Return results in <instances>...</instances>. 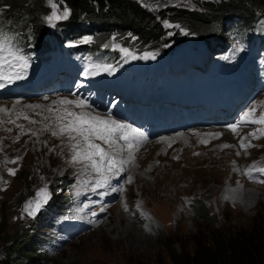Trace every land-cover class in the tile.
<instances>
[{
  "label": "rangeland",
  "instance_id": "374dc122",
  "mask_svg": "<svg viewBox=\"0 0 264 264\" xmlns=\"http://www.w3.org/2000/svg\"><path fill=\"white\" fill-rule=\"evenodd\" d=\"M169 1L176 6L201 9L197 5L200 0ZM143 2L154 12L163 6L156 1ZM181 29L180 32H186ZM118 35L124 39L128 33ZM86 37L89 36L81 34L77 41L84 43ZM191 43L185 39L183 46L189 47ZM200 47L190 49V62ZM181 59L174 65L178 73H166V81L173 85L185 81L210 82L208 69L192 66L179 72L186 64L185 58ZM212 95L217 101L221 96ZM53 96L0 100V108L9 110L0 112V177L3 178L0 189H4L0 190V252L7 236L17 231L26 234L24 231L32 220L37 228L32 242L42 256L36 264H173L168 244L172 242L178 253L189 252L193 248L192 237L207 233L205 220L186 198L201 197L209 215L214 216L215 227L223 221L246 224L264 206V183L253 178L264 179V176L247 174L254 163L259 166L261 161L264 163V139L255 142L249 137L254 147L241 149L245 126H240L243 130L239 135L222 126L175 130L178 133L172 136L174 143L161 139L168 133L148 134L153 140L135 153L134 162L125 165V171L110 186L94 189L90 179L94 174L90 169L84 171L82 165L71 162L68 138L55 137L51 130L45 129L46 124L54 128L50 124L53 114L48 111ZM241 103L228 101L227 107L236 109ZM24 115L34 122L24 119ZM215 133L221 135H209ZM202 140L208 142L201 143ZM17 157L20 159L16 160ZM13 160L16 163H11ZM8 168H15L16 174L9 175ZM128 177H132L131 183L127 182ZM45 186L51 196L57 197V202L65 198L69 201L58 207L59 213L48 215L45 220L37 215V219L29 217L23 211L26 199ZM120 188L123 191L113 190ZM50 220H54L56 230H51Z\"/></svg>",
  "mask_w": 264,
  "mask_h": 264
},
{
  "label": "trees",
  "instance_id": "16d2710c",
  "mask_svg": "<svg viewBox=\"0 0 264 264\" xmlns=\"http://www.w3.org/2000/svg\"><path fill=\"white\" fill-rule=\"evenodd\" d=\"M143 1H156L163 6L154 12ZM197 3L201 9L176 6L169 0H62L61 7H68L71 22L100 24L105 35L113 28L128 31L136 35V41L148 44H159L169 32L178 34L180 29L175 27L178 24L191 31L214 34L218 24L231 13H240L249 20L254 12L264 11V0ZM0 8V22L25 28L29 36L39 38L40 31L45 29L43 18L49 12L46 0H0ZM163 20L175 23L173 27H164ZM193 208L205 220L207 233L192 237L193 248L189 252L178 253L172 242L168 244L173 264H264V206L246 224L223 221L219 227L213 225V215H209L203 200L194 198ZM26 229V234L17 231L7 236L0 252V264H36L42 258L32 242L33 223Z\"/></svg>",
  "mask_w": 264,
  "mask_h": 264
},
{
  "label": "snow or ice",
  "instance_id": "6c2138e0",
  "mask_svg": "<svg viewBox=\"0 0 264 264\" xmlns=\"http://www.w3.org/2000/svg\"><path fill=\"white\" fill-rule=\"evenodd\" d=\"M62 0H46L50 11L45 16V21L54 25L56 21L67 20L70 16V11L67 7H61ZM166 27H173L165 21ZM175 27H180L175 25ZM183 31V29H181ZM91 37H86L84 42L91 41ZM115 40V37H113ZM109 45H104L108 47ZM112 47L119 49L125 57L130 59H137L128 48L122 47L119 44H113ZM142 59H155V54L145 52ZM29 67V57L23 52L22 48L16 39V36L3 30L0 27V88L5 87L6 84H12L14 81L23 79L21 75L24 70ZM102 68L103 71L112 69L111 65H89V68ZM95 72H85V75H94ZM47 99V98H45ZM53 105H59L58 108H49L48 111L53 114L50 124H54V128H49L45 125L46 130H51V134L55 137H67L68 147L72 153L71 162L73 164H80L84 171L90 169L94 176H91L93 188H103L110 186L111 181L119 177L125 171V165H128L135 160V153L140 150L142 146L148 141V136L141 128L134 126L131 123L121 122L116 120L109 114L106 117L94 114L91 105L86 99H67L61 98L53 101ZM79 109L73 110L72 107ZM30 108L40 107V105H28ZM7 108H0V112H8ZM19 118V117H18ZM24 119L30 118L24 115ZM47 119V118H46ZM12 122V121H9ZM30 122H34L31 121ZM256 125V129L247 136L240 139V148L245 151L248 148L254 147L248 136L259 139L264 136V111L259 112L257 115V108L255 106L247 108L239 119L227 125V127L234 133L239 135L238 129L240 126ZM21 127L22 126H18ZM23 131V129H22ZM35 135V133H33ZM218 137L220 133L209 134ZM167 139V138H162ZM106 147H103L101 143ZM247 141V142H246ZM207 140H202L201 143H207ZM169 146H171L169 144ZM222 147H230V145H223ZM127 153L125 157L123 154ZM240 153L238 152L237 155ZM178 158V157H177ZM17 157L16 160H19ZM16 160L11 163H16ZM15 168H8L9 175L16 174ZM253 173H258L264 176V166L253 164L247 169V174L252 177ZM257 182L264 183V179L253 177ZM0 180H3L0 177ZM132 177H128L127 182L131 183ZM7 184V181H3ZM86 183V182H82ZM4 190V189H0ZM114 191H123L120 189H113ZM77 191V195H79ZM51 194L48 192L47 187L39 188L35 196L29 199L24 206V213L29 217H35L37 213L48 203ZM140 207V205H137ZM127 210V205H125ZM95 215V213H93Z\"/></svg>",
  "mask_w": 264,
  "mask_h": 264
},
{
  "label": "bare ground",
  "instance_id": "6f19581e",
  "mask_svg": "<svg viewBox=\"0 0 264 264\" xmlns=\"http://www.w3.org/2000/svg\"><path fill=\"white\" fill-rule=\"evenodd\" d=\"M248 105L251 106V104H248ZM215 112L218 113V115L216 117H213L212 114L211 115H207L205 117V119L202 122H199L196 127L208 126V128L209 127L210 128L213 127L211 129H215V128H217V126H221V125L227 124V123H231L232 124V123L237 121L236 120V117H237L236 113L234 111H226V107L225 106H219V107L217 106L216 109H215ZM238 112H240V109H239ZM150 143H152V141ZM111 193H113V192H111Z\"/></svg>",
  "mask_w": 264,
  "mask_h": 264
},
{
  "label": "water",
  "instance_id": "95a60500",
  "mask_svg": "<svg viewBox=\"0 0 264 264\" xmlns=\"http://www.w3.org/2000/svg\"><path fill=\"white\" fill-rule=\"evenodd\" d=\"M32 198H33V197H32ZM29 199H31V198H29ZM29 199H27V201H28ZM27 201H26V202H27ZM25 204H26V203H25Z\"/></svg>",
  "mask_w": 264,
  "mask_h": 264
}]
</instances>
